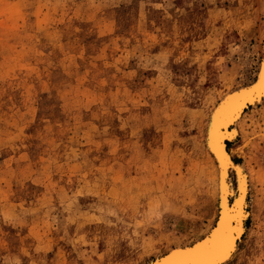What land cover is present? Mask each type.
<instances>
[{
	"label": "rangeland",
	"instance_id": "rangeland-1",
	"mask_svg": "<svg viewBox=\"0 0 264 264\" xmlns=\"http://www.w3.org/2000/svg\"><path fill=\"white\" fill-rule=\"evenodd\" d=\"M263 54L264 0H0V264H95L109 242L148 264L201 238L210 114ZM233 141L249 194L228 260L264 264V101Z\"/></svg>",
	"mask_w": 264,
	"mask_h": 264
},
{
	"label": "snow or ice",
	"instance_id": "snow-or-ice-1",
	"mask_svg": "<svg viewBox=\"0 0 264 264\" xmlns=\"http://www.w3.org/2000/svg\"><path fill=\"white\" fill-rule=\"evenodd\" d=\"M229 13H216L209 19V26H213L220 17L227 18ZM242 28L247 24L240 25ZM225 27H228L226 24ZM214 72L208 76L211 80ZM201 85H197V88ZM260 99L264 101V73H261L259 79L251 83L250 86L242 87L238 91L226 94L215 109L211 125L207 131V141L215 154L219 163V181H220V204L222 211L218 217L219 225L211 231L207 238L202 239L194 247L178 248L157 264H236L235 260L227 258L234 255L236 242L242 229V221L246 216L243 194L247 185V175L241 170L240 191L233 196L232 185L229 183V167L234 156L230 148L235 146L238 141H233L235 135L234 125L243 117L246 111V105ZM44 113L47 112V106L41 105ZM163 113V109L160 110ZM160 119V116H157ZM21 197L27 198L26 190L18 189ZM235 200L233 204L232 201ZM113 248L111 242L101 253L99 262L95 264H118L110 259ZM95 252V247L93 248Z\"/></svg>",
	"mask_w": 264,
	"mask_h": 264
},
{
	"label": "bare ground",
	"instance_id": "bare-ground-1",
	"mask_svg": "<svg viewBox=\"0 0 264 264\" xmlns=\"http://www.w3.org/2000/svg\"><path fill=\"white\" fill-rule=\"evenodd\" d=\"M263 56H264V54H263ZM261 73H264V57H263V61H262V63H261V68H260V71H259V74H258V76H257V78L253 81V82H255L256 80H258L259 79V76H260V74ZM252 82V83H253ZM251 84V83H250ZM250 84H248L247 86H250ZM247 86H244V87H247ZM242 88V87H241ZM241 88H238V89H235V90H232L231 92H228L227 94H230V93H233V92H235V91H238L239 89H241ZM226 95V94H225ZM224 95V96H225ZM224 96L222 97V99L224 98ZM221 99V100H222ZM220 100V101H221ZM220 101H219V103H220ZM261 100L260 99H257L256 101H253L251 104H256L257 102H260ZM219 103L213 108V111L211 112V114H210V118H209V122H208V125H207V131H208V129L210 128V125H211V118H212V115H213V113H214V111H215V109L219 106ZM250 104V105H251ZM250 105H246V109L247 108H249L250 107ZM244 113H245V111H244ZM241 120V118L239 119V121ZM239 121L234 125V127H235V135L233 136V138H235V136H237V134H238V123H239ZM207 131H206V144H207V147H208V149L211 151V153L213 154V156L215 157V154H214V152L212 151V149H211V145L208 143V141H207ZM215 160H216V158H215ZM216 162H217V169H218V177H217V179H218V182H217V184H218V215H217V219H216V222H215V224L210 228V230L207 232V233H205L201 238L199 237V239H197V240H195V241H193V242H191V243H187V244H179V245H177V246H175V247H172L171 249H169L165 254H162V255H160V256H156L157 258H155V259H153L152 261H150V262H148V264H157V261H160V260H162L163 259V257L165 256V255H168V254H170L171 252H173V251H175L176 249H178V248H187V247H194L193 246V244H195V243H197V242H200L202 239H204V238H207V236H208V234L211 232V231H213L214 230V228L215 227H217L218 225H219V220H218V217H219V215H220V213H221V211H222V206H221V204H220V181H219V163H218V161L216 160ZM234 166V161L232 160V162H231V165H230V167H229V177H228V180H229V183L232 185V193H233V196H235V195H237L238 193H239V191H240V183H239V181H240V175H241V170H243V172L244 173H247L246 171H245V169H244V167H243V165H239L238 167L236 166V164H235V169H237L236 170V175H237V185L235 186L234 185V183L232 182V179H231V169H232V167ZM247 175V174H246ZM247 187H246V189H245V191H244V194H243V201H244V208H245V212H246V216H248V211L246 210V203L248 202L247 201V199H248V194H249V182H248V176H247ZM235 187H236V189H235ZM232 203L234 204L235 203V200L233 199V201H232ZM246 216H245V218H246ZM245 218H244V220H245ZM244 220L242 221V231H241V233L239 234V236H238V238H237V242H236V247H235V249H234V252H235V250H236V248H237V244H238V241L241 239V237H242V235H243V233H244V231H245V226H244V224H245V222H244ZM163 253V252H162ZM232 256V255H231ZM231 256H229L227 259H229V258H231Z\"/></svg>",
	"mask_w": 264,
	"mask_h": 264
},
{
	"label": "clouds",
	"instance_id": "clouds-1",
	"mask_svg": "<svg viewBox=\"0 0 264 264\" xmlns=\"http://www.w3.org/2000/svg\"><path fill=\"white\" fill-rule=\"evenodd\" d=\"M240 3H241V5H243L244 0H240ZM239 11H242V9H240ZM16 264H20V262L17 260V261H16Z\"/></svg>",
	"mask_w": 264,
	"mask_h": 264
},
{
	"label": "water",
	"instance_id": "water-1",
	"mask_svg": "<svg viewBox=\"0 0 264 264\" xmlns=\"http://www.w3.org/2000/svg\"><path fill=\"white\" fill-rule=\"evenodd\" d=\"M197 243H199V242H197ZM197 243L193 244V246H195Z\"/></svg>",
	"mask_w": 264,
	"mask_h": 264
}]
</instances>
